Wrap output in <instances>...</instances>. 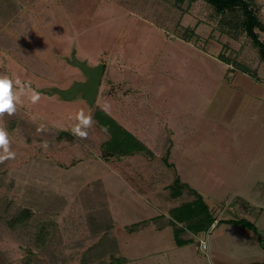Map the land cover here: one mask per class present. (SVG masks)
<instances>
[{
	"label": "rangeland",
	"instance_id": "374dc122",
	"mask_svg": "<svg viewBox=\"0 0 264 264\" xmlns=\"http://www.w3.org/2000/svg\"><path fill=\"white\" fill-rule=\"evenodd\" d=\"M218 20L206 0H0V74L41 94L36 104L22 97L2 121L16 158L0 163V264H219L216 248L235 262L249 257L241 243L216 240L230 222L207 223L209 210L217 217L232 200L264 198V103L232 83L244 71L219 55L259 65L261 76L264 64L250 39L222 33ZM74 55L105 64L93 105L54 91L87 81ZM99 109L149 139L142 153L102 157L109 134ZM80 110L94 121L87 139L71 134ZM24 207L33 216L9 228ZM157 215L165 229L129 231L139 216Z\"/></svg>",
	"mask_w": 264,
	"mask_h": 264
},
{
	"label": "crops",
	"instance_id": "0c3cea01",
	"mask_svg": "<svg viewBox=\"0 0 264 264\" xmlns=\"http://www.w3.org/2000/svg\"><path fill=\"white\" fill-rule=\"evenodd\" d=\"M244 1H246L248 5L255 11L257 17L264 22V0H244ZM262 64H264L263 61H261V66ZM258 66L259 65H257V68H254L253 70L258 72L257 71ZM257 76L258 78L257 77L255 78L254 76H252L247 72L238 73L237 75L236 73H232V78L234 79L232 83L236 86H239L244 91L247 90L249 91L254 88V90H256V96L259 97L260 100L262 99L264 103V76H261L260 74H257ZM263 108L261 110H264ZM257 123L258 124L261 123L264 126V121H258ZM172 132L174 131L172 130ZM131 133H133V135L136 136L141 142L149 141V139H147L144 134L140 133L139 130H135V131L133 130V132ZM139 153L142 152L136 153L135 156H138L137 154ZM172 164L174 163H171V165ZM174 168L176 169L178 174V169L175 164H174ZM153 181L157 182L158 179ZM260 182H262V180ZM164 187L167 186L165 185ZM249 201L253 202L254 204H252ZM131 202L132 204L134 205L136 204L137 206H144V204L142 203L145 202L150 203L151 201L147 197L146 199L143 198V202L141 200H131ZM248 202L251 203L252 205L248 204ZM251 206L258 208V210L251 209ZM214 211L215 214L217 215L216 219L214 220L217 221L214 228H219L221 226L220 223L222 220H225L226 222H230V224H225V226H222L218 230V233L216 235L217 236L216 240H221L226 238L227 240H232L231 243L234 245H236L239 242L241 243V245L248 248L247 252L249 251L247 253L249 257L237 260V262H235V260L232 261L226 258L225 255L222 254V250L216 248L214 249L212 255H214L217 258L219 264H264V254L262 253L259 255L253 254L254 252H257L256 251L257 249L262 248L258 246V245L261 246V244H259L258 240H256V237L260 236L264 244V198L254 199V200L241 199V201L232 200L231 202H229V204L226 207L223 206L221 209L218 210L214 209ZM158 218H159L158 215L151 216L148 219L139 216V222L134 223L136 224L135 228H129L130 229L129 231L132 233L135 232L136 230H141L147 226L148 227L154 226L158 231H161L165 229L166 225L160 223V221H158ZM244 220H247L249 224L251 223L250 225L252 224L255 225V228H253V225L242 229L236 226L239 224V222ZM204 231L205 230H201L198 233L196 231L195 238H197V236L198 237L201 236ZM189 232H192V230L191 231L189 230ZM186 243L187 242H185L184 244ZM263 248L261 249V251L264 252ZM127 259L125 260L128 261L129 259L128 260Z\"/></svg>",
	"mask_w": 264,
	"mask_h": 264
},
{
	"label": "trees",
	"instance_id": "16d2710c",
	"mask_svg": "<svg viewBox=\"0 0 264 264\" xmlns=\"http://www.w3.org/2000/svg\"><path fill=\"white\" fill-rule=\"evenodd\" d=\"M175 1L178 6H180L184 2H188V5L190 6L197 0H175ZM206 1L210 4V7L212 8L215 16L219 18L218 24L222 26L220 31L222 33L229 35L232 38H238L239 35H241L243 36V38L245 39L247 38V40L250 39L254 44V46L258 48L259 57L261 61L264 62V39L261 38V34L264 33V22L257 17L255 11L248 5V3L244 0H206ZM188 31L189 33L186 34L184 37L186 41L191 40V38L193 37V32L194 34H197L195 32V29L193 28L188 29ZM219 56L222 59V61L231 64L232 66L235 65L237 67L236 68L237 70L248 72L255 78L256 77L258 78L256 71H251L250 68H248V66L240 63V61H238L236 58L233 59L230 57H226L224 54H220ZM105 113H103V110L100 109L96 110L95 112L97 123L103 129L106 128L109 134V138L105 140L102 145L103 147L102 157L103 158L114 157V156L118 157L120 156L121 153L132 154V153L142 152V148H144L142 142L136 136H134L133 133L124 129V127H122L118 123V121L115 120V118L111 116L109 117L103 116ZM122 128L124 131H122L121 133L122 135H121L120 130H122ZM65 133L66 132H64V134ZM126 136L129 137V143L130 142L132 143L131 146L126 147L125 146L126 144L120 141V140L126 141L124 140ZM132 139H134L135 142H133ZM167 164L169 165L170 163ZM175 182L180 187L185 184L180 181V177L178 175L175 178ZM195 193L197 194V196L199 195V193L196 190ZM206 207H208V205ZM32 216H33V210L29 207H24L18 212V215L15 214L9 218L7 217L8 227L11 229L20 228V226L26 224L27 221ZM208 218H209V222L207 223V229L216 219L215 216L213 215L211 216L210 210H209ZM205 229L202 228V230ZM120 262H125V259Z\"/></svg>",
	"mask_w": 264,
	"mask_h": 264
},
{
	"label": "clouds",
	"instance_id": "9594fccd",
	"mask_svg": "<svg viewBox=\"0 0 264 264\" xmlns=\"http://www.w3.org/2000/svg\"><path fill=\"white\" fill-rule=\"evenodd\" d=\"M22 97H27L30 103L36 104L41 99V94L32 89L30 83L22 84L19 79L14 82L9 76L0 74V163L16 158V152L10 149L9 134L6 128L2 126V121L5 114L9 116L15 114L17 106L23 104ZM109 108L110 105L106 104L103 110L107 112ZM70 118L75 121L71 127V134L80 139H87V129L91 128L94 123L91 114L86 115L83 110H80ZM44 130L43 125L37 129L38 132ZM104 131L107 132V129L105 128ZM41 147L46 150L47 142H43Z\"/></svg>",
	"mask_w": 264,
	"mask_h": 264
},
{
	"label": "water",
	"instance_id": "95a60500",
	"mask_svg": "<svg viewBox=\"0 0 264 264\" xmlns=\"http://www.w3.org/2000/svg\"><path fill=\"white\" fill-rule=\"evenodd\" d=\"M73 63L87 75V81H77L70 89L65 90L55 88L54 91L62 95L67 100L73 99L78 93H81L84 99L93 105L96 102L99 88L103 79L105 64L103 63L92 67L80 61L75 55L73 57Z\"/></svg>",
	"mask_w": 264,
	"mask_h": 264
},
{
	"label": "built area",
	"instance_id": "2783aa9c",
	"mask_svg": "<svg viewBox=\"0 0 264 264\" xmlns=\"http://www.w3.org/2000/svg\"><path fill=\"white\" fill-rule=\"evenodd\" d=\"M216 223H217V221H214V222L212 223V227L215 226ZM199 242H200V245H201V247H202L203 249H208V248H209V244H208L207 240L200 238V239H199Z\"/></svg>",
	"mask_w": 264,
	"mask_h": 264
}]
</instances>
